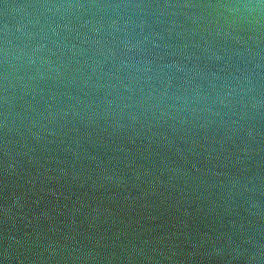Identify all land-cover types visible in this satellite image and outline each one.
<instances>
[{"label": "water", "instance_id": "water-1", "mask_svg": "<svg viewBox=\"0 0 264 264\" xmlns=\"http://www.w3.org/2000/svg\"><path fill=\"white\" fill-rule=\"evenodd\" d=\"M0 264H264V0H0Z\"/></svg>", "mask_w": 264, "mask_h": 264}]
</instances>
